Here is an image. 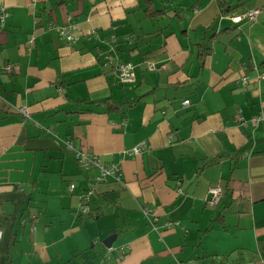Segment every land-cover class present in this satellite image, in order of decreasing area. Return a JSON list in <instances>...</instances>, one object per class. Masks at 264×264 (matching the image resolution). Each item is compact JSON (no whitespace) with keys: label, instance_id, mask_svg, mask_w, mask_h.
Returning <instances> with one entry per match:
<instances>
[{"label":"crops","instance_id":"crops-1","mask_svg":"<svg viewBox=\"0 0 264 264\" xmlns=\"http://www.w3.org/2000/svg\"><path fill=\"white\" fill-rule=\"evenodd\" d=\"M147 1L0 0V264H264V0ZM66 141L121 170L88 216Z\"/></svg>","mask_w":264,"mask_h":264},{"label":"built area","instance_id":"built-area-1","mask_svg":"<svg viewBox=\"0 0 264 264\" xmlns=\"http://www.w3.org/2000/svg\"><path fill=\"white\" fill-rule=\"evenodd\" d=\"M262 13V9L255 8L246 11L243 14L240 15H234V16H228V19L231 21L232 24L238 25L242 21H247L249 23H255L257 21L258 16ZM224 14L221 15V18L223 19ZM8 18V13L6 8L3 5H0V25H3L6 22V19ZM77 28L74 25H70L64 29H59L58 33L61 39H63L67 44H75L78 41L77 37L73 36V32H76ZM114 42V38H112ZM3 70L6 73L12 72L11 65H5L3 67ZM148 71H154L156 68L153 65H147ZM114 76L117 84L119 85H127V84H133L135 81V67L130 64H117L114 67ZM258 79L264 80V72L258 73ZM243 85L246 83V78L242 79ZM189 104V101H183L182 105L186 107ZM20 113L28 118V112L25 108L20 109ZM261 122H264V117L260 113L259 115L253 117L251 119V123L253 125H258ZM237 124L241 127L246 128L247 122L243 120V118H239L237 120ZM172 140L171 137L168 138V143H170ZM65 148L67 151H70L73 154V158L77 165L85 170V171H96L97 174L95 176H92L89 181L86 184V188L83 191V196L81 197V205H80V212L84 216L89 215V206L88 203L90 201V198L94 192V189L97 184L107 182L109 180L113 181H121V170L117 164H105L102 163L99 159V157L93 153L91 150L83 148V149H75L74 145L71 141L65 142ZM144 145H139L138 147L134 148L129 155H139L144 151ZM69 190L72 191L75 188L74 184H71L68 186ZM209 197L206 200L207 206L214 208L216 207L221 199H222V189L219 186H213L208 191ZM240 197L245 198L247 196V191L241 190L240 191ZM172 223L168 222L165 224L166 229H170ZM2 238V232L0 231V240Z\"/></svg>","mask_w":264,"mask_h":264},{"label":"trees","instance_id":"trees-1","mask_svg":"<svg viewBox=\"0 0 264 264\" xmlns=\"http://www.w3.org/2000/svg\"><path fill=\"white\" fill-rule=\"evenodd\" d=\"M62 1V0H60ZM147 3H150V0L147 1ZM220 8H221V14H225L226 10L225 9L226 7L223 6V4L220 5ZM151 11V10H149ZM200 54H201V57L203 58L205 55H209L210 54V48L206 47V48H202L201 51H200Z\"/></svg>","mask_w":264,"mask_h":264},{"label":"water","instance_id":"water-1","mask_svg":"<svg viewBox=\"0 0 264 264\" xmlns=\"http://www.w3.org/2000/svg\"><path fill=\"white\" fill-rule=\"evenodd\" d=\"M115 239H116V235H111L107 237L106 239H104L102 241V244L105 248L110 249Z\"/></svg>","mask_w":264,"mask_h":264},{"label":"rangeland","instance_id":"rangeland-1","mask_svg":"<svg viewBox=\"0 0 264 264\" xmlns=\"http://www.w3.org/2000/svg\"><path fill=\"white\" fill-rule=\"evenodd\" d=\"M262 72V71H261Z\"/></svg>","mask_w":264,"mask_h":264}]
</instances>
